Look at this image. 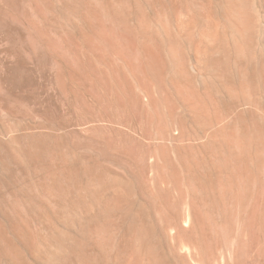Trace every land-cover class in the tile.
I'll use <instances>...</instances> for the list:
<instances>
[{
	"label": "rangeland",
	"instance_id": "1",
	"mask_svg": "<svg viewBox=\"0 0 264 264\" xmlns=\"http://www.w3.org/2000/svg\"><path fill=\"white\" fill-rule=\"evenodd\" d=\"M37 1L0 0V169H2L0 170V201L5 200L4 203L7 204V199L12 194V185L17 181L19 174L32 168L40 170L42 175L38 174L41 179H38V175L30 176L31 181L37 180L36 183L43 188L46 186L45 190L47 187L49 190L50 186L55 192L49 198L45 197V211L37 213L38 215L43 213L47 218L40 219L41 222L39 220V228L44 239L49 241H46L48 244L45 245L50 248L44 245L43 256L33 261V264H64L62 262L64 248L71 253V258L66 264H84L88 262L90 256L96 257L97 264H146L149 261L148 264H264V175H262L264 173L259 175L261 172L256 173L257 169L255 166L252 167L253 171L255 169V177L259 175L261 181H257V177L252 180L255 184L252 182L251 186L249 185L252 188L250 190L249 187V192L252 193L250 195L248 190L243 188L246 187V179L243 173L241 174L242 170L240 171L242 181L238 178L241 183H238V179L237 183H234V178L231 179L234 185H241L238 186L240 189L236 186H233L235 190L226 188L228 182L226 172L228 171V174L230 172V177L233 176L232 164L228 163V168L225 170L221 162L213 161L215 158L205 157L202 153L204 140L199 130L201 117L197 113L198 110L200 111V105L208 111V119L216 118L215 113L219 107L221 111L217 112L222 114L220 119H223V116L229 119L230 115L233 116L230 119H237L234 116L243 108L244 111L241 112L246 115V119L243 114L240 118L248 121V116H251L244 113L245 104L235 102L242 105L237 104L240 106L238 107L234 103V98L231 100V96L221 88L218 80L207 75L201 64L204 63L203 49L205 51L211 46L210 41L205 37V34L211 31L210 24H207L206 20L208 9H201L203 11L199 14L183 12L186 16L181 13V16L169 17L170 25L167 23L169 30L172 33L177 32L174 35L178 37L180 53L183 54V56L179 54V57L183 58L187 67H181L179 70L164 56L165 69L166 67L167 69L164 70L162 77H156L157 75L149 68L138 64L139 60L135 53H132V58L129 55L132 51L118 45L117 41L121 43L119 36H115L119 39L115 41L104 33L99 34L96 40H89L75 29L76 22L66 24L60 15H57L58 13L46 15L40 5L36 6L39 4ZM132 1L125 0L123 3L126 8L124 13L131 25L135 23L132 19L137 16L138 4H143L149 23L153 26L157 24L155 15L150 10L153 0ZM207 1L206 4L209 2ZM209 6L213 5L210 3ZM25 20L35 21L29 22L38 28L43 27L49 39H45L47 41L38 39L33 33L35 30L28 29L32 24L27 26ZM68 24H71L72 28ZM153 26L152 31L154 29V33H159L157 25ZM195 27L199 31L195 30ZM188 28L195 30L193 46L189 44L191 41L188 42L184 37ZM217 33L219 34L220 31L217 30ZM163 39L162 37V45L165 44ZM188 54H191V57ZM215 57L218 61L215 62L218 64L224 59L222 54H216ZM172 68L176 72H181L179 78ZM201 72L209 76L206 77L209 81L205 80L204 73L202 75ZM190 77L195 79L192 80ZM202 78L204 81L201 80ZM231 78L234 80V74ZM181 79L182 83H180ZM188 83L187 88L191 87L195 93H198V99L203 101L199 106L197 105L198 108L189 106L192 97L186 95L187 88L181 93L180 88L186 87ZM208 85L211 86L207 89ZM225 118L224 120H227ZM215 170L217 172L219 170V173ZM41 171L46 173L43 175ZM201 172L206 176L211 174L207 177L210 180L205 183H216L211 184L210 189V186L205 187ZM214 173L221 176L215 177ZM217 179L225 187L218 186ZM195 182L196 184L201 182L200 186L195 185ZM253 184L255 187H252ZM218 187L223 189L220 188V191ZM76 188H79V191ZM242 188L248 194H245ZM7 192L10 193L9 196H5ZM221 201L228 203L223 204ZM1 202L0 221L8 225L11 212L7 210L8 208L5 209L7 205ZM242 202H247L244 204L245 207ZM226 204L227 208L232 205H230L231 209L226 208L228 211L225 209ZM214 206L217 208L215 209ZM107 219L112 221L108 224ZM113 221L116 223L114 226V223L110 224ZM103 223H106V226ZM46 230L48 233L45 232ZM100 230L107 233L109 230L112 231L108 233L113 235L110 247L100 245V237L97 236L98 232L102 233ZM126 231L132 232L129 235ZM113 244L116 248L111 246ZM110 248L112 253L108 258L109 262H104L105 251H109ZM115 254L121 257L116 258ZM0 259V264H11L6 258ZM115 260L118 263H115L117 262Z\"/></svg>",
	"mask_w": 264,
	"mask_h": 264
},
{
	"label": "bare ground",
	"instance_id": "2",
	"mask_svg": "<svg viewBox=\"0 0 264 264\" xmlns=\"http://www.w3.org/2000/svg\"><path fill=\"white\" fill-rule=\"evenodd\" d=\"M39 1V2H38ZM37 2L40 5V7L43 9V11L49 15H60V17L63 19V22L66 24L69 22H76V28L77 31L80 33L81 36H84L85 38L89 40H96L97 36L99 34H108L111 36L113 40H119L115 36H119L120 41L118 42V45L122 47L123 49L126 48V50H130L131 54L129 52V55L132 56L135 53L137 59L139 60V65L141 67H147L149 68L152 73L156 74V77H162L164 74L165 66H166V61L165 57L166 56L169 60V62L173 63L175 67L178 69L181 67H187L185 65V61L183 58L179 57L182 53H180V46H179V41L177 40L178 37L174 35L169 29L168 26V19L171 17V15H180L181 13L184 15L183 12H192L191 14H199L200 11L208 9V13L206 15V20L208 21L207 24H210L211 31L207 32L205 34L206 39L210 41L209 43L211 46L206 49L205 51L203 49V60L204 63L202 62L206 74L213 77L214 79L218 80L220 85L231 97V100L234 98V103L235 102H242L245 108V114L248 113L251 114V116H248L249 120L245 121L242 118V112L236 111V114L234 118L237 119H230V118H225V119H220L221 113L218 114L216 111L215 115L216 118L208 119V111L204 109V106L200 105V102L202 103L203 101H200L197 97L198 93H195L191 87L187 88L189 86V83L184 86L181 90V93H184L186 90H183L184 88H187L188 92L186 95H190L192 99H190L189 106L191 107H197V105L200 107V111L198 109V114L201 117V129H199L200 125H198V129L201 132V135L203 138L202 142V147L204 148V153L203 156H212L211 158H215L213 161H218L219 163L221 162V166L226 170L228 168V163L232 164L233 166V172L231 175L232 177L229 176L228 171L226 172L227 175V184L226 188H231L234 189L233 186H236V188L241 185H234V183H237V179L242 178V175H240V171L242 170L241 174L243 173V177L246 179L245 186L243 188H246L249 192V187L251 186V183L253 182L255 177V172L264 173V0H208L213 6H209L210 3L206 4V0H153L152 7L150 10L153 11L155 15V19L157 24L158 29L162 34L154 33V29L152 31V24L149 23L147 17H146V10L143 6V4H138L137 5V16L132 19L134 25H131L129 22V19L127 15L124 13V6L123 3L125 0H38ZM128 1V0H127ZM132 1V0H131ZM134 1V0H133ZM132 1V2H133ZM148 1V0H145ZM29 3V1H27ZM135 2V1H134ZM137 2V1H136ZM34 3V2H33ZM126 3V2H125ZM32 4V3H31ZM127 4V3H126ZM132 4V3H131ZM25 5V4H24ZM30 5V4H29ZM146 5V4H145ZM32 6V5H31ZM134 6V5H133ZM24 7V6H23ZM26 7V6H25ZM135 7V6H134ZM133 7V8H134ZM148 7V5L146 6ZM35 8V7H34ZM128 8V7H127ZM129 9V8H128ZM132 9V8H131ZM149 9V8H147ZM203 9V10H201ZM13 10V9H11ZM25 10V9H24ZM27 10V9H26ZM33 10V7H32ZM37 11V10H36ZM42 11V10H41ZM42 11V12H43ZM127 11V10H126ZM129 11V10H128ZM22 12V11H21ZM27 12V11H26ZM30 12V11H29ZM206 12V11H205ZM25 13V12H24ZM34 14V12H32ZM40 13V12H39ZM148 13H150L148 11ZM36 15L38 14L37 12L35 13ZM25 15V14H24ZM40 15V14H39ZM150 15V14H149ZM153 15V14H152ZM189 15V14H188ZM23 16V15H22ZM26 16V15H25ZM28 16V14H27ZM26 16V17H27ZM31 16V14L29 15ZM191 16V15H190ZM201 16V15H200ZM19 17V16H18ZM43 17V16H42ZM55 17V16H54ZM58 17V16H57ZM59 17V18H60ZM132 17V16H131ZM193 17V16H192ZM203 17V16H202ZM25 18V17H23ZM31 19V17H29ZM35 18V16H34ZM41 18V17H40ZM47 18V17H46ZM180 18V17H179ZM205 18V17H204ZM26 19V18H25ZM42 19V18H41ZM48 19V18H47ZM53 19V18H52ZM152 19V17H151ZM189 19V18H188ZM37 20V19H36ZM153 20V19H152ZM170 20V19H169ZM190 20V19H189ZM188 20V21H189ZM194 20V19H193ZM192 20V21H193ZM199 20V19H198ZM24 21V19H23ZM32 22V20H29ZM26 22L28 23L27 26L31 22ZM44 21V20H43ZM42 21V22H43ZM56 21V20H55ZM61 21V20H60ZM175 21V20H174ZM203 21V20H202ZM35 22V21H34ZM32 22V23H34ZM50 22V20H49ZM198 22V21H197ZM31 23V24H32ZM38 23V22H37ZM45 23V22H44ZM57 23V22H56ZM168 23V24H167ZM196 23V22H195ZM205 22H203L204 24ZM30 24V25H31ZM191 24V23H189ZM194 24V23H192ZM201 24V23H200ZM206 24V23H205ZM41 25V24H40ZM69 26L71 24H68ZM152 25V26H151ZM155 25L153 27H155ZM170 25V24H169ZM197 25V24H196ZM199 25V24H198ZM26 26V27H27ZM55 26V25H54ZM68 26V28H69ZM135 26V27H134ZM175 26V25H174ZM201 26V25H200ZM199 26V27H200ZM64 27V26H63ZM71 27V26H70ZM191 27V26H190ZM207 27V26H206ZM35 30V35L38 39L40 40H45L49 39V36L45 29H42L40 26L39 28L34 26L32 24L31 27ZM46 28V26H45ZM55 28V27H54ZM72 28V27H71ZM209 28V27H208ZM220 28V30H219ZM31 29V30H32ZM50 29V27H49ZM52 29V27H51ZM59 29V27H58ZM33 30V31H34ZM61 30V29H60ZM195 30L196 27H195ZM190 28L185 30L184 37L189 41L193 43L194 39V31ZM217 30L220 31V33H217ZM64 30H62L63 32ZM73 31V30H72ZM156 31V30H155ZM170 31V32H169ZM181 31V30H180ZM199 31V30H197ZM57 32V29H56ZM201 32V30H200ZM177 33V32H176ZM175 33V34H176ZM180 33V32H179ZM198 33V32H197ZM202 33V32H201ZM51 35V32L49 33ZM57 34V33H56ZM59 34V33H58ZM70 34V33H69ZM75 34V33H74ZM63 35V34H62ZM181 36V33L179 34ZM197 35V34H196ZM58 36V35H57ZM74 36V35H73ZM222 36V37H221ZM55 37V36H54ZM59 37V36H58ZM165 39V44H161V38ZM200 37V35H199ZM52 38V37H50ZM76 38V37H75ZM99 38V37H98ZM228 38V41L226 42V39ZM32 39V38H31ZM34 39V37H33ZM111 39V40H112ZM163 39V41H164ZM184 39V38H183ZM196 39V38H195ZM205 39V40H206ZM35 40V39H34ZM58 40V39H57ZM186 40V41H187ZM47 41V40H45ZM88 41V40H87ZM185 41V40H184ZM38 42V41H37ZM42 42V41H40ZM51 42V41H50ZM101 42V41H99ZM46 43V42H45ZM183 43V42H182ZM208 43V42H207ZM96 44V43H95ZM108 44V43H107ZM110 44V43H109ZM116 44V43H115ZM188 44V43H187ZM186 44V45H187ZM196 44V43H195ZM198 44V43H197ZM43 45V43H42ZM62 45V44H60ZM72 45V44H71ZM105 45V43H104ZM114 45V44H113ZM117 45V44H116ZM115 45V46H116ZM183 45V44H182ZM46 46V45H45ZM63 46V45H62ZM95 46V45H94ZM100 47V45L98 44ZM106 46V45H105ZM110 46V45H109ZM164 46L165 48H162ZM193 46V44H192ZM195 46V45H194ZM199 46V45H198ZM197 46V47H198ZM196 47V46H195ZM92 48V47H91ZM103 48V47H102ZM106 48V47H105ZM184 48V47H183ZM193 48V47H192ZM191 48V49H192ZM199 48V47H198ZM123 49H121L123 51ZM57 50V49H56ZM194 50V49H193ZM116 51V50H115ZM125 52V51H124ZM182 52V51H181ZM133 53V54H132ZM166 54V55H165ZM180 54V55H179ZM186 54V52H185ZM184 54V55H185ZM216 54H222L223 58L221 62L219 61L220 64L216 63L218 62L216 60L215 55ZM127 55V54H125ZM189 55V54H188ZM191 55V54H190ZM189 55V56H190ZM195 55V54H194ZM197 55V54H196ZM179 58H178V57ZM183 56V54L181 55ZM186 56V55H185ZM128 57V56H126ZM191 57V56H190ZM194 57V56H193ZM199 58V56H195ZM194 57V58H195ZM131 58V59H132ZM166 58V59H167ZM185 58V57H184ZM222 58V57H221ZM130 59V57H129ZM136 59V58H135ZM136 59V60H137ZM167 60V61H168ZM188 60V58L186 59ZM135 61V60H134ZM190 61V60H189ZM197 61V60H196ZM216 61V62H215ZM200 62V61H199ZM216 63L213 64V63ZM136 63V62H135ZM176 63H178V66H176ZM192 63V62H191ZM137 64V68H138ZM187 64V63H186ZM169 65V64H168ZM167 65V66H168ZM189 65V64H188ZM196 65V64H195ZM192 66V65H191ZM170 67V66H169ZM173 67V66H172ZM146 69V68H145ZM192 69V67H191ZM194 69V68H193ZM197 68H195L196 70ZM140 71L142 69L139 68ZM138 70V71H139ZM148 70V69H147ZM149 70L147 73L149 74ZM175 73L179 74L181 72H176L172 68ZM181 70V69H179ZM177 70V71H179ZM189 70V69H188ZM187 70V72H188ZM204 70V69H203ZM171 71V73L173 72ZM184 72V69H183ZM186 72V71H185ZM191 72V71H190ZM203 72V73H204ZM233 72V73H232ZM139 73V72H138ZM195 73V72H194ZM200 73V72H199ZM202 73V72H201ZM202 73V75H203ZM205 80L209 81L206 77L209 78V76L205 75ZM140 74V73H139ZM167 74V73H166ZM170 74V73H169ZM193 74V72L191 73ZM234 74V80H231V76ZM150 75V74H149ZM181 75V74H180ZM148 76V75H147ZM177 77V75H176ZM182 77V76H181ZM193 78L194 77H190ZM154 79V78H153ZM176 79V78H175ZM195 79V78H194ZM150 80V79H149ZM179 80V79H178ZM185 80V79H184ZM188 80V78H186ZM197 80V79H196ZM203 80V78L201 79ZM157 81V79H156ZM174 81V79L172 80ZM171 81V82H172ZM176 81V80H175ZM204 81V80H203ZM210 81H213L210 79ZM160 83V81H158ZM157 82V83H158ZM194 82V81H192ZM202 82V81H201ZM216 81V83H218ZM180 83H182V79L180 80ZM203 83V82H202ZM212 83V82H211ZM210 83V84H211ZM218 83V84H219ZM161 84V83H160ZM174 84V83H173ZM184 84H186V81H184ZM183 84V85H184ZM198 84V83H197ZM205 84V83H204ZM203 84V85H204ZM217 84V85H218ZM153 85V84H152ZM155 85V84H154ZM181 85V84H180ZM182 85V86H183ZM148 86V85H147ZM207 86V85H206ZM205 86V87H206ZM210 88L211 85H208ZM151 87V86H150ZM172 87V86H171ZM177 87V85H176ZM219 87V86H218ZM169 88V87H168ZM201 88V87H200ZM220 88V89H221ZM218 89V88H217ZM222 89V90H223ZM184 92H183V91ZM219 90V89H218ZM221 90V92H222ZM223 90V91H224ZM179 91V89H178ZM196 91V90H195ZM206 91V90H204ZM215 91V90H214ZM212 91V92H214ZM144 92V91H143ZM180 92V91H179ZM178 92V94H179ZM158 93V92H157ZM223 93V92H222ZM145 94V93H144ZM218 94V93H217ZM227 94V95H228ZM168 95V94H165ZM181 95V94H180ZM178 95V96H180ZM204 95V92H203ZM202 95V96H203ZM206 95V94H205ZM214 95V94H213ZM226 95V94H224ZM226 95V96H227ZM164 96V95H163ZM185 96V95H184ZM208 96V95H207ZM215 96H217L215 94ZM183 98V96H181ZM188 97V96H187ZM205 97V96H203ZM212 97V96H211ZM148 98V97H147ZM181 98V99H182ZM185 98V97H184ZM196 99V100H193ZM222 98V97H220ZM226 98V97H225ZM230 98L228 101H230ZM217 99V98H216ZM228 99V98H227ZM144 100V98H143ZM162 100V99H161ZM185 100V99H184ZM188 100V98H187ZM213 100V99H212ZM221 100V99H220ZM219 100V101H220ZM208 101V100H207ZM222 101V100H221ZM220 101V103H221ZM187 102V101H186ZM213 102V101H212ZM232 102V101H231ZM237 103V104H238ZM219 104V103H218ZM233 104V103H232ZM236 104V103H235ZM234 104V105H235ZM236 104V105H237ZM188 105V104H187ZM223 105V104H221ZM241 105V104H238ZM237 105V106H238ZM228 106V105H227ZM242 106V105H241ZM185 107V106H184ZM240 107V106H238ZM176 108V107H175ZM188 108V107H187ZM186 108V110H187ZM198 108V107H197ZM215 108V107H214ZM213 108V109H214ZM227 108V107H225ZM223 108V109H225ZM233 109V108H232ZM221 111V110H220ZM226 112V110H224ZM196 112V111H194ZM213 112V111H212ZM214 113V112H213ZM228 113V112H227ZM226 114V113H225ZM227 115V114H226ZM234 115V114H233ZM244 116V114H243ZM241 117V118H240ZM240 118V119H239ZM246 119V115L244 116ZM252 118V119H250ZM224 120V121H223ZM192 121V120H191ZM198 122V121H196ZM187 124V123H186ZM194 124V123H193ZM199 124V123H198ZM183 125V124H182ZM196 125V124H195ZM185 126V125H184ZM196 128V126H195ZM193 129V128H192ZM198 130V131H199ZM182 133V132H181ZM196 133V131H195ZM182 135V134H181ZM180 135V137H182ZM193 138V137H192ZM200 138V137H199ZM194 139V138H193ZM8 140V139H7ZM13 141V140H12ZM4 143V142H3ZM8 143V142H7ZM23 143V142H22ZM4 145V144H3ZM180 145V144H179ZM6 146V145H5ZM34 146V145H33ZM22 147V146H21ZM182 147V146H181ZM187 148V147H186ZM25 149V148H24ZM19 150V148H18ZM144 150V149H143ZM173 151V150H172ZM200 152V151H199ZM4 153V152H3ZM18 153V152H17ZM21 153V152H20ZM41 153V152H40ZM39 153V154H40ZM190 153V152H189ZM13 154V153H12ZM16 154V153H15ZM22 154V153H21ZM201 154V152H200ZM182 155V153H181ZM202 155V154H201ZM5 156V155H4ZM24 156V155H23ZM19 157V155L17 156ZM21 157V156H20ZM29 157V156H28ZM141 157V156H140ZM182 157V156H181ZM201 157V156H200ZM23 158V157H21ZM33 158V157H32ZM16 159V158H15ZM30 159V158H29ZM204 159V158H203ZM32 160V159H31ZM34 160V159H33ZM36 160V159H35ZM38 160V159H37ZM20 161V159H19ZM23 161V160H21ZM29 161V160H28ZM181 161V160H180ZM185 161V160H184ZM3 162V161H2ZM26 162V160H25ZM33 162V161H32ZM27 163V162H26ZM29 163V162H28ZM174 163V162H173ZM186 163V162H184ZM175 164V163H174ZM177 164V163H176ZM28 165V164H27ZM30 165V164H29ZM32 165V164H31ZM153 165V164H152ZM178 165V164H177ZM22 166V165H21ZM37 167V165L35 164ZM34 166V167H35ZM151 166V164H150ZM149 166V167H150ZM184 166V165H183ZM188 166V165H187ZM218 166V165H217ZM255 166L257 171H253L252 167ZM16 167V166H14ZM24 167V166H23ZM195 167V166H194ZM235 167V168H234ZM186 168V167H185ZM222 168V169H223ZM232 168V167H231ZM259 168V171H258ZM7 169V168H6ZM17 169V168H16ZM150 169V168H149ZM175 169V168H174ZM214 169V168H213ZM221 168H219L220 170ZM235 169V171H234ZM2 170V169H0ZM4 170V169H3ZM12 170V169H11ZM14 170V169H13ZM19 170V169H18ZM42 170V169H41ZM185 170V169H184ZM206 170V167H205ZM219 170L217 173H219ZM230 170V169H229ZM8 171V170H7ZM44 171V170H43ZM41 171V173H43ZM186 171V170H185ZM3 172V171H2ZM5 172V171H4ZM3 172V173H4ZM17 172V171H16ZM200 172V171H199ZM238 176H236V173ZM1 173V175L3 174ZM19 173V171H18ZM16 173V174H18ZM46 173V171L44 172ZM43 173V175H44ZM50 173V172H49ZM193 173V172H192ZM203 173V172H201ZM220 173L222 171L220 170ZM42 175L40 174V170L38 169H30L29 171L24 170L19 176L17 177V181L12 185L13 189L11 197L9 196L10 193L7 192V195L9 196L7 199V204L4 203V198L0 201L1 203H4L6 206L5 209L10 210L11 212V217L9 218L8 225H5L0 221V258L4 259L6 258L7 261H9L11 264H33V261H37L41 256H43V251L45 250L44 245L48 244L46 243L47 240L44 239V237L41 234L40 228H39V220L40 219H47L45 218V215L42 214H37L40 212H43L44 210V199L45 197H50L55 193L51 187L49 186V190H46L37 182L36 179H34L35 182L31 181L30 176L34 175ZM149 174V173H148ZM175 174V173H174ZM216 176L215 177H220L217 176L216 173H214ZM235 174V175H234ZM6 175V173H5ZM38 179H41V177ZM48 175V174H46ZM201 175V174H200ZM211 176V174H209ZM219 175V174H218ZM223 175V173H222ZM241 177H240V176ZM257 177V181L260 180V177ZM264 175V174H262ZM17 176V175H16ZM15 176V177H16ZM22 176V177H21ZM50 176V175H49ZM154 176V175H153ZM197 176V175H196ZM205 173L202 175V181L205 183L210 179H207ZM225 176V175H224ZM2 177H4L2 175ZM35 177V176H34ZM32 177V178H34ZM172 177V176H171ZM226 177V176H225ZM263 176H261L262 178ZM165 178V177H164ZM193 178V177H192ZM195 178V176H194ZM193 178V179H194ZM222 178V177H221ZM224 178V177H223ZM234 178V179H232ZM11 179V178H10ZM16 179V178H15ZM14 179V180H15ZM183 179V178H182ZM192 181H195L193 180ZM196 179V178H195ZM207 179V180H206ZM225 179V178H224ZM232 179V180H231ZM238 179V183L239 182ZM46 180V179H45ZM215 180V179H214ZM218 180V179H217ZM219 180H221L219 178ZM218 180V181H219ZM199 181V179H198ZM240 181H242L240 179ZM261 181V180H260ZM3 182V181H2ZM1 182V183H2ZM44 182V181H43ZM149 182V181H148ZM220 182V183H219ZM218 182V186L222 185L221 181ZM224 182V181H223ZM40 183V182H39ZM50 183V182H48ZM76 183V182H75ZM150 183V182H149ZM203 183V184H204ZM254 183V182H253ZM257 183V182H256ZM4 184V183H3ZM42 184V183H41ZM148 184V183H147ZM201 182L197 183L195 182V185H199ZM206 186L209 189L211 188V184L215 185L216 183H205ZM255 184V183H254ZM253 184L252 187H255ZM260 184V182H258ZM262 184V183H261ZM45 185V184H44ZM248 185V186H247ZM250 185V186H249ZM257 185V184H256ZM54 186V185H53ZM168 186V185H167ZM200 186V185H199ZM263 186V185H262ZM170 187V186H169ZM203 187V186H202ZM204 187V189H205ZM225 187V185L223 186ZM223 187H218V190L223 189ZM238 187V188H239ZM248 187V188H247ZM6 188V186H5ZM58 188V187H57ZM152 188V187H150ZM206 188V190H207ZM242 188V189H243ZM264 188V187H263ZM54 189V188H53ZM60 189V188H59ZM67 189V188H66ZM75 189V187H74ZM72 189V190H74ZM79 191V188H76ZM145 189V188H144ZM198 188H196L197 190ZM240 189V188H239ZM252 188L250 187V190ZM4 190V189H3ZM6 190V189H5ZM55 190V189H54ZM71 190V189H70ZM146 190V189H145ZM154 190V189H153ZM213 190V189H212ZM217 190V192H218ZM220 190V191H221ZM229 190V189H228ZM235 190V189H234ZM244 190V189H243ZM256 190V189H255ZM258 190V188H257ZM58 191V190H56ZM144 191V190H143ZM155 191V190H154ZM233 191V190H232ZM238 191V190H236ZM245 191V190H244ZM3 192V191H2ZM67 192V191H66ZM77 192V191H76ZM83 192V191H81ZM142 192V191H141ZM147 192V191H146ZM163 192V191H162ZM189 192V191H187ZM195 192V191H194ZM231 192V191H230ZM234 192V191H233ZM6 193V192H5ZM58 193V192H57ZM60 193V191H59ZM65 193V192H64ZM156 193V192H153ZM213 193V192H212ZM244 192H242L243 194ZM251 191L245 194L250 195ZM262 193V192H261ZM4 194V193H3ZM220 195V192L218 193ZM238 194V193H237ZM252 194V193H251ZM1 195V193H0ZM204 195V194H203ZM224 195V194H222ZM230 195V194H229ZM3 195V197H5ZM64 196V195H63ZM155 196V195H154ZM221 196V195H220ZM219 196V197H220ZM225 196V195H224ZM223 196V198H224ZM78 197V196H77ZM86 197V196H85ZM149 197H151L149 195ZM165 197V196H164ZM202 197V195H201ZM245 198V196H243ZM240 197V198H243ZM249 197V196H248ZM243 198V199H244ZM262 198V197H261ZM87 199V197H86ZM188 199V198H187ZM199 199V198H198ZM211 199V198H210ZM221 199V198H220ZM230 199V198H229ZM228 199V200H229ZM73 200V199H72ZM222 200V199H221ZM225 200V198L223 199ZM260 200V199H259ZM47 201V200H46ZM110 201V200H109ZM118 201V200H117ZM244 201V200H243ZM249 201V200H248ZM93 202V201H92ZM223 202V201H221ZM231 202V201H229ZM70 203V202H69ZM68 203V204H69ZM78 203V202H77ZM107 203V202H106ZM113 203V202H112ZM177 203V202H176ZM207 203V201H206ZM218 203V202H217ZM228 203V202H223V204ZM243 205L247 202H242ZM260 203V202H259ZM4 204H2L4 206ZM46 204V203H45ZM74 204V203H73ZM83 204V203H82ZM91 204V203H90ZM110 204V202H109ZM197 204V203H196ZM88 205V204H87ZM202 205V204H201ZM206 205V204H205ZM219 205V204H218ZM222 205V204H221ZM229 205V204H228ZM231 205V204H230ZM227 208V204L225 206V209H231L232 205ZM242 205V207H243ZM46 206V205H45ZM51 206V205H50ZM73 206V205H72ZM71 206V207H72ZM164 206V204H163ZM208 206V205H206ZM220 206V205H219ZM224 207V205H222ZM234 206V205H233ZM47 207V206H46ZM49 207V206H48ZM62 207V206H61ZM75 207V205H74ZM83 207V206H82ZM111 207V205H110ZM198 207V206H197ZM213 207V206H212ZM215 207V206H214ZM222 207V209H223ZM245 207V205H244ZM254 207V206H253ZM68 208V207H67ZM217 207H215L216 209ZM255 208V207H254ZM2 209V208H1ZM49 209V208H48ZM160 209V208H159ZM187 209V207H186ZM220 209V208H219ZM226 209V211H228ZM236 209V207H235ZM6 210V211H7ZM189 210V208L187 209ZM214 210V209H213ZM45 211V210H44ZM161 211V210H160ZM193 211V210H192ZM220 211V210H219ZM225 211V210H224ZM9 212V213H10ZM64 212V211H63ZM163 212V211H162ZM184 212V211H183ZM230 212V211H229ZM48 213V212H47ZM188 213V212H187ZM260 213V212H259ZM53 214V213H52ZM51 214V215H52ZM194 214V213H193ZM235 214V213H234ZM50 216V215H49ZM188 216H190L188 214ZM258 216V215H257ZM48 217V216H47ZM51 217V216H50ZM264 217V216H263ZM52 219V218H51ZM258 219V218H257ZM262 219V218H261ZM51 221V220H50ZM112 221L108 220L106 223ZM189 221V220H188ZM195 221V220H194ZM200 221V220H199ZM218 221V220H217ZM41 222V220H40ZM223 222V221H222ZM238 222V221H237ZM105 223V224H106ZM114 223L111 222L110 224L112 225ZM187 223V222H186ZM41 224V223H40ZM104 224V223H103ZM104 224V225H105ZM107 224V225H108ZM116 223L113 224V226ZM118 224V223H117ZM221 224V223H219ZM103 225V226H104ZM173 225V224H172ZM106 226V225H105ZM104 226V227H105ZM110 226V225H109ZM164 226V225H163ZM192 226V225H191ZM190 226V227H191ZM102 227V226H101ZM111 227V226H110ZM229 227V226H228ZM232 227V226H231ZM44 228V227H43ZM52 228V227H51ZM135 228V227H134ZM185 228V227H184ZM88 229V228H87ZM176 229V227H175ZM45 230V229H44ZM104 230V229H103ZM132 230V229H131ZM218 230V229H217ZM245 230V229H244ZM82 231V230H81ZM86 231V230H85ZM98 231V230H97ZM102 231V230H100ZM116 231V230H115ZM118 231V228H117ZM129 231V230H128ZM126 231L127 233H129ZM135 230H133L134 232ZM147 231V230H146ZM167 231V229H166ZM46 233L47 230L45 231ZM94 232V231H93ZM112 231H108L110 233ZM132 232V231H131ZM130 232V233H131ZM91 233V232H90ZM97 233V232H96ZM107 232L102 231V233L98 232L97 236L100 237V245L107 247V245L110 247V244L112 242V237L111 234L109 235ZM126 233V234H127ZM129 233V235H130ZM150 233V232H149ZM148 233V234H149ZM171 233V231H170ZM201 233V232H200ZM64 234V232H63ZM67 234V233H66ZM115 234V233H114ZM118 234V232H117ZM173 234V233H172ZM80 235V234H79ZM90 234L88 233V236ZM116 235V234H115ZM150 235V234H149ZM63 236V235H62ZM69 236V235H68ZM74 236V235H73ZM76 236V235H75ZM74 236V237H75ZM83 236V235H82ZM87 236V235H86ZM94 236V235H93ZM96 236V237H97ZM147 236V234H146ZM60 237V235H59ZM95 237V236H94ZM238 237V236H237ZM49 238V237H48ZM51 238V237H50ZM54 238V237H53ZM181 238V237H180ZM185 238V237H184ZM121 239V237H120ZM146 239V238H145ZM57 240V239H55ZM77 240V239H76ZM83 240V239H82ZM94 240V238H93ZM144 240V239H143ZM142 240V242H143ZM52 241V240H51ZM66 241V240H65ZM118 241V240H117ZM147 241V240H146ZM175 241V240H174ZM49 242V241H48ZM58 241H56L57 243ZM62 242V241H61ZM93 242V241H92ZM97 242V241H95ZM137 242V241H136ZM59 243V242H58ZM84 243V242H83ZM89 243V242H88ZM94 243V242H93ZM132 243V242H131ZM51 244V243H50ZM49 244V245H50ZM63 244V243H62ZM66 244V243H65ZM97 243H95L96 245ZM119 244V243H118ZM147 244V243H146ZM73 245V244H72ZM99 245V247H100ZM47 246V245H45ZM101 246V247H102ZM116 248V245H111ZM145 246V243H144ZM48 247V246H47ZM61 247V246H60ZM90 247V246H89ZM121 247V246H120ZM130 247V246H129ZM141 247V246H140ZM50 248V246L48 247ZM93 248V244H92ZM53 249V246H52ZM120 249V248H119ZM144 249V248H142ZM48 250V249H47ZM65 250V248H64ZM62 251L64 254L63 261L64 264L67 263V260L69 261V258L71 253L68 251ZM185 250V249H184ZM183 250V251H184ZM51 251V250H50ZM49 251V252H50ZM60 251V250H58ZM93 251V250H92ZM104 251V250H103ZM102 251V252H103ZM124 251V250H123ZM128 251V250H127ZM138 251V249H137ZM142 251V250H141ZM144 251V250H143ZM179 251V250H178ZM177 251V252H178ZM46 252V251H45ZM56 252V251H55ZM61 252V251H60ZM135 252V251H134ZM145 252V251H144ZM147 252V251H146ZM185 252V251H184ZM47 253V252H46ZM84 253V252H83ZM107 253V254H106ZM112 251L111 248L109 251H105V258L104 262H109L108 258L111 255ZM59 254V253H58ZM128 254V253H127ZM144 254V253H143ZM177 254V253H176ZM180 254V253H179ZM183 254V253H182ZM74 255V253L72 254ZM83 255V254H82ZM103 255V254H102ZM113 255V254H112ZM117 255V254H115ZM119 255V254H118ZM116 258H120L118 256ZM181 255V254H180ZM88 255H86V259ZM129 256V255H128ZM150 256V255H149ZM46 257V256H45ZM58 257V256H57ZM75 257V255H74ZM125 258V256H122ZM127 257V256H126ZM132 257V256H131ZM50 258V257H49ZM53 258V257H52ZM59 258V257H58ZM123 258V259H124ZM136 258V257H135ZM159 258V257H158ZM48 258H46L47 260ZM51 259V258H50ZM55 259V258H54ZM114 259V258H113ZM41 260V259H40ZM73 260V258H72ZM88 260V259H87ZM96 257L95 256H90L88 262L84 261V264H97L96 262ZM118 260V259H117ZM115 260V261H117ZM133 260V257L131 258ZM149 261V259H147ZM1 261V259H0ZM6 261V260H5ZM54 261V260H53ZM61 261V258L60 260ZM66 261V262H65ZM114 261V260H113ZM122 261V260H120ZM130 261V260H129ZM158 261V260H157ZM73 262V261H71ZM75 262V261H74ZM110 262H112L110 260ZM146 262V261H145ZM150 262V261H149ZM147 262L146 264H148ZM2 263V262H1ZM49 263V262H48ZM77 263V262H75ZM115 263H118L115 262ZM133 263V261H132ZM141 263V262H140ZM144 263V262H143ZM7 264V263H6ZM37 264V263H36ZM46 264V263H45ZM110 264V263H108ZM119 264V263H118ZM125 264V263H124ZM129 264V263H128ZM134 264V263H133Z\"/></svg>",
	"mask_w": 264,
	"mask_h": 264
}]
</instances>
